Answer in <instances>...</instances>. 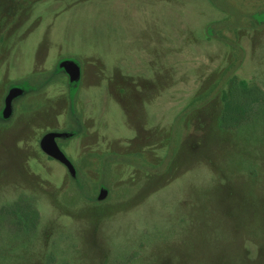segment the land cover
<instances>
[{
  "label": "rangeland",
  "instance_id": "rangeland-1",
  "mask_svg": "<svg viewBox=\"0 0 264 264\" xmlns=\"http://www.w3.org/2000/svg\"><path fill=\"white\" fill-rule=\"evenodd\" d=\"M0 264H264V0H0Z\"/></svg>",
  "mask_w": 264,
  "mask_h": 264
},
{
  "label": "water",
  "instance_id": "water-1",
  "mask_svg": "<svg viewBox=\"0 0 264 264\" xmlns=\"http://www.w3.org/2000/svg\"><path fill=\"white\" fill-rule=\"evenodd\" d=\"M66 64V63H65ZM65 64H63V66H65ZM12 96L11 94L8 96L7 101L8 103L11 102ZM53 134H48L43 138L42 141V147L45 151H47L50 155L57 157L58 159H60L61 161H65L63 154H61L57 149L56 146L53 142Z\"/></svg>",
  "mask_w": 264,
  "mask_h": 264
},
{
  "label": "trees",
  "instance_id": "trees-1",
  "mask_svg": "<svg viewBox=\"0 0 264 264\" xmlns=\"http://www.w3.org/2000/svg\"><path fill=\"white\" fill-rule=\"evenodd\" d=\"M248 86V83H246L245 81H243L242 83H241V88H238V91H237V93H239V92H242V90L245 88V87H247ZM244 92H247L246 90H243ZM29 218V217H28Z\"/></svg>",
  "mask_w": 264,
  "mask_h": 264
}]
</instances>
